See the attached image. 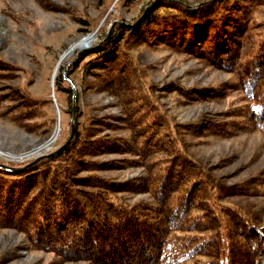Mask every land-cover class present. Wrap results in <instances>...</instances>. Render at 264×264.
Returning <instances> with one entry per match:
<instances>
[{
    "label": "rangeland",
    "instance_id": "1",
    "mask_svg": "<svg viewBox=\"0 0 264 264\" xmlns=\"http://www.w3.org/2000/svg\"><path fill=\"white\" fill-rule=\"evenodd\" d=\"M164 1L162 5L176 8V2L183 9L157 13L160 0H0V163L16 172L34 165L44 169L45 160L51 157L55 164L56 155L77 135L81 152L72 153L67 176L84 181L69 183L65 203L74 209L72 191L74 199L87 206L84 192L97 191L87 179L101 180L111 184L114 198L142 212L156 207L144 183L155 170L152 165L163 169L176 164L171 174L188 179L184 195L203 202L207 192L203 179L196 181V163L220 188L209 201L234 208L264 234V136L235 126L238 117L232 110L243 100L242 84L234 72L218 66L216 51L224 48L215 43L222 39L237 50V62L235 56L225 60L229 68L241 66L264 40V1ZM239 9L254 11L255 20L248 25L236 22ZM181 11L199 17L215 32L213 43L212 37L208 41L215 51L210 45L197 46L199 41L188 30L194 32L193 23L182 19ZM220 15L221 23L212 20ZM88 34L94 36L88 45L70 51ZM60 74L69 81L62 80L57 88ZM139 79L155 104V112L140 122L138 114L129 115L130 107L139 102ZM154 114L163 121L158 119L149 129L147 119L152 122ZM138 126L148 141L138 137ZM188 159L193 161L190 167L183 165ZM2 178L0 264H110L100 259L106 252L95 244H85L87 254L75 260L43 248L47 238L57 243L62 237L64 217L51 205L54 224L36 220L26 225L29 209L14 204L18 195H31V186L41 178ZM10 217L20 219L18 228L2 224ZM33 226H38L41 247L32 237Z\"/></svg>",
    "mask_w": 264,
    "mask_h": 264
},
{
    "label": "trees",
    "instance_id": "2",
    "mask_svg": "<svg viewBox=\"0 0 264 264\" xmlns=\"http://www.w3.org/2000/svg\"><path fill=\"white\" fill-rule=\"evenodd\" d=\"M160 1L156 5L158 8L154 10H159L164 15L167 11L176 14V10L183 9V5L180 3L173 2L177 6L175 8L162 5L161 3H166V1ZM237 12H242L238 13L239 17L235 20L239 24L248 25L250 21L255 20L254 11L239 9ZM150 15L152 12L146 18H149ZM179 15L186 21H192L195 30L194 32L188 30L190 36L193 34L191 38L199 41H197L199 44L196 43L197 46L210 45L212 47L210 51H215L214 44L208 42L212 37L213 43L214 37L217 36L215 32L211 33V29L206 28L204 22L197 16H188L183 11ZM215 18L212 17V20L216 22L220 20L221 23V15L219 19ZM203 35L208 37L205 38ZM216 42H219L218 47L224 48V50L218 48L216 51L219 53V56L217 55L218 66L234 72L240 80L238 83L242 84L243 100L232 110L235 118L238 117L234 122L235 126H239L244 131H259L264 136V40L258 44L255 50H252V55L249 54L248 60L241 66L234 65L231 68L228 67L231 64H227L225 60L235 56L233 57L234 61H238L237 50L234 51L222 39H217ZM90 54L84 56L83 61ZM56 79L57 88H60L59 84L62 80L69 81L63 74H60ZM141 81L139 79L135 87V96L139 102L129 109V115L131 111L139 115V122L151 112H155L153 108L155 104L143 89ZM66 89L70 91L69 87ZM138 108H140L139 111ZM153 117L152 122H148L150 118L147 119L145 127L151 129L150 127L154 123L158 125V119L163 121V116L159 118L154 114ZM138 128V137L148 141L146 134L140 133V126ZM158 133L159 136H155L154 132L149 135H154V138L157 139L160 137L161 131ZM77 140L78 136H73L69 144L56 155L58 161L55 164L51 163L53 161L51 157L46 159L44 169H40L36 165L20 172L0 168V180L2 176L3 180H9L7 182L41 178L38 183L35 180V186H31V195L28 197H24L25 195L19 197L18 195L19 199L17 198L18 201L14 204L19 209H22L21 207L29 209L28 216L26 215L24 218L26 225H31V221L36 222V220H45L44 223H51L53 215L51 205L57 206L56 209H59L61 213L59 215L64 217L62 237L57 243L47 238V242L44 240L43 248L60 253L64 260H75L87 254L85 244H95L99 250L103 249L106 252V257L100 256V259L110 264L112 262L116 264H264V234L260 228L253 227L251 220L238 213L234 208L224 209L221 206L223 204H220L221 207H219L210 202L214 199L212 193H218L220 188L218 183L203 176L205 175L204 170L196 163H194V171L198 177L196 181L199 178L203 179V190L207 192L205 196L203 195L205 198L203 202L195 201V203L192 198H189L190 194L184 195V187L186 188L185 183L188 182V179L185 181L184 178H175L176 176H173L174 174L171 172L176 164L170 163L163 169L152 165L155 170L153 168V174L147 178V181H144L146 187L155 196V208H147L142 212L139 208L125 205L112 196L115 190L111 184L92 179H87V181L92 183L90 187L97 188V191L84 192L85 196L83 197L87 206L83 205L81 201L75 200L73 197L75 194H72L71 191V203L74 209L70 208L65 203L66 199L70 197L69 183L84 181L83 178H72L71 180V177L67 176L73 167V165L71 166L72 153L78 155L81 152L80 145L76 148ZM155 141L158 144V140ZM155 141L152 142L155 144ZM162 145L161 141L159 146ZM167 146H169L168 143ZM176 149L177 147L174 148V150ZM146 151L147 149L143 151V155H146L144 153ZM191 162L193 161L188 159L183 162V165L190 167ZM179 167L181 168V166ZM187 174H189L188 169L184 175ZM10 202L13 203V201ZM36 205H40L42 209H35ZM4 215L6 216V214ZM59 215L58 218H60ZM3 218L6 219V217ZM19 221L18 217H10L2 224L18 228ZM52 224L54 223L52 222ZM67 226L70 228L65 230ZM36 228L38 229V226H33L30 230H33L32 237H34L35 244L38 245ZM44 233H49V231ZM44 233L43 236L48 237ZM51 242H54L55 246ZM38 246L41 247V245Z\"/></svg>",
    "mask_w": 264,
    "mask_h": 264
},
{
    "label": "bare ground",
    "instance_id": "3",
    "mask_svg": "<svg viewBox=\"0 0 264 264\" xmlns=\"http://www.w3.org/2000/svg\"><path fill=\"white\" fill-rule=\"evenodd\" d=\"M93 37H94L93 34H88L87 36H85L83 39H81L75 45H73V46L71 45L70 51H72L75 48L84 47V46L88 45L90 43V41L93 39ZM58 133H59V127L56 128L53 138H56Z\"/></svg>",
    "mask_w": 264,
    "mask_h": 264
},
{
    "label": "water",
    "instance_id": "4",
    "mask_svg": "<svg viewBox=\"0 0 264 264\" xmlns=\"http://www.w3.org/2000/svg\"><path fill=\"white\" fill-rule=\"evenodd\" d=\"M73 130H74V123L72 122V123H71V133H70V137H69V138L72 137V135H73ZM0 166H1V167H4V168H7V169H11V167H9V166H7V165H5V164H1V163H0Z\"/></svg>",
    "mask_w": 264,
    "mask_h": 264
}]
</instances>
